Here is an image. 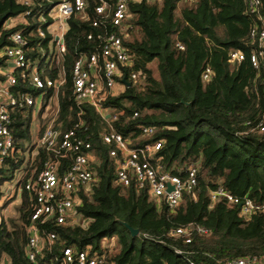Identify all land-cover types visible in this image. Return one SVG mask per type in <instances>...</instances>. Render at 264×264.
Returning a JSON list of instances; mask_svg holds the SVG:
<instances>
[{"label": "trees", "instance_id": "trees-1", "mask_svg": "<svg viewBox=\"0 0 264 264\" xmlns=\"http://www.w3.org/2000/svg\"><path fill=\"white\" fill-rule=\"evenodd\" d=\"M259 1V14L249 12L247 0L129 1L130 27L121 35L129 61L120 70L130 85L108 94L101 105L106 113L101 115L92 105L75 101L71 69L81 55L98 52L114 32L109 13L97 16L89 0L82 13L71 14L63 36L65 51L58 61L48 57V45L54 44L45 28L49 20H39L58 0H30L28 5L0 0V68L8 65L4 50L17 31L24 38L27 63V68L14 71L16 83L10 88L17 98L9 108L14 146L0 163V196L3 184L16 177L22 188L46 163L57 162V173L62 174L73 161V152L61 156L44 147L32 155L35 143L27 142L32 138L35 103L26 105L23 97L35 100L43 93L48 99L55 93L54 87L36 88L29 77L32 71L42 80L57 81L63 75L53 126L60 133L73 130L76 138L90 143L94 156L89 166L93 181L76 193L77 221H36L43 238L53 233L55 239L45 241L33 260L26 253L33 196L20 191L17 218L0 221V264L3 258L8 264H57L65 247L86 250L104 264H227L264 256V131L257 128L264 110V75L262 67L254 69L249 61L258 47L249 32L259 22L258 15L264 18V0ZM27 9L30 13L24 15ZM20 15L21 22L6 25ZM94 19L99 20L97 26L91 23ZM39 30L45 32L43 37ZM231 50L243 52L244 59L230 62ZM154 61L156 75L150 68ZM206 68L209 77L203 79ZM4 79L0 73V81ZM47 104L41 102L39 117ZM48 119L39 121L38 137ZM143 127L154 133L144 134ZM111 128L131 145L160 141L155 158L172 174L184 176L188 165H196L193 192H184L179 204L169 207L146 187L117 183L116 164L108 154L111 146L102 138ZM218 187L260 208L246 215L224 198L212 201L210 193ZM121 222L137 229L138 235L131 236ZM189 225L207 233L193 231L189 243L172 234Z\"/></svg>", "mask_w": 264, "mask_h": 264}, {"label": "built area", "instance_id": "built-area-1", "mask_svg": "<svg viewBox=\"0 0 264 264\" xmlns=\"http://www.w3.org/2000/svg\"><path fill=\"white\" fill-rule=\"evenodd\" d=\"M21 1L25 5L30 4V0ZM93 1L95 14L99 17H105L109 13L110 24L115 30L105 37L98 52L81 55L74 62L71 69V81L75 101L88 103L95 107L101 115H105L106 111L101 106L102 102L108 94L116 92L124 85L121 79L125 74H122L120 67L127 65L129 55L121 35L130 27L127 7L128 2L134 0H114L113 3L108 0ZM181 1L193 3L195 0ZM247 3L250 13L259 14V0H247ZM88 5L89 0H58L56 3L55 19L59 21V30L56 33H51V35L56 52L60 57L65 51L63 36L67 27V19L73 13H82ZM29 13L30 10L27 9L24 15ZM14 20V25L21 22L23 15L15 17ZM258 21L249 32L250 40L258 43L257 49L250 53L249 61L254 69L262 67L264 75V51L262 49L264 18L258 15ZM91 23L93 26H97L99 20L94 19ZM39 35L43 37L45 32L39 30ZM90 37L89 35L88 38ZM10 39L12 44L4 50L10 68L4 74L5 79L0 81V163L14 146L9 130V108L17 103V98L10 89L16 83L14 71L27 68L22 34L18 31L14 32ZM177 45L180 49L183 48L179 43ZM244 57V53L240 50H231L229 53L230 62L243 60ZM209 73L210 69L206 68L202 78H208ZM29 77L36 88L54 87L55 93L53 95H56L57 87L64 81L63 76L57 81L42 80L35 71H32ZM125 77L129 81L127 75ZM135 77V73H131L130 78L134 79ZM262 91L264 93V78ZM23 99L26 105H33L36 100L29 95H25ZM57 111L58 108L55 109L53 117H50L44 126L42 134L38 137L32 150V155L37 154L39 147H44L46 150L61 156L70 151L74 153V157L72 163L62 174L57 173V162L46 163L33 179L27 180L24 186L20 188V191L25 190L33 196L31 223L27 226L28 239L26 244V253L30 260L34 259L35 254L40 251L45 241L51 243L55 239L53 233H49L43 238L35 222L40 220L43 223L54 220L55 223L62 224L77 221L79 214L76 209V193L81 187L88 188L93 181L92 172L89 168L90 162L94 159L90 150V143L76 138L73 130L60 133L57 128H54ZM136 115L137 113H134V116ZM257 128L259 131H264V110L261 113ZM142 132L151 135L154 133V129L143 127ZM102 138L103 142L111 146L108 154L113 157L116 164L117 183L122 185L135 183L139 187H146L153 198L158 201L163 200L169 207L178 205L184 192H193L197 184V166L188 165L184 170V176L172 174L165 170L159 162L160 159L155 158L156 152L161 147L160 141L131 145L129 140L112 128L104 133ZM169 185H171L170 190H168ZM220 197L228 203L240 204L241 212L246 215L260 208L247 198L240 201L221 187L210 193L212 201ZM193 231L200 234L207 233V230L201 226L189 225L174 229L172 234L182 236L184 242L189 243ZM57 264H104V260L101 257L88 256L86 250L75 251L70 247H65ZM189 264L194 263L190 261ZM227 264H264V256L241 257Z\"/></svg>", "mask_w": 264, "mask_h": 264}, {"label": "rangeland", "instance_id": "rangeland-1", "mask_svg": "<svg viewBox=\"0 0 264 264\" xmlns=\"http://www.w3.org/2000/svg\"><path fill=\"white\" fill-rule=\"evenodd\" d=\"M50 2H52V1H50ZM55 6H56V4H53V5H50L48 7V10H47V17L48 18L43 14L40 15V17H39V20L41 22H47V20H49V22H48V24H46L45 28H46L47 32L50 34L53 33L54 31L59 30V27H58L59 21L57 19H55V10H56ZM13 25H11V26H13ZM48 47H49L48 57L51 55L56 60L60 61V56L56 52L54 44L52 42H50ZM32 68L35 69V66H33ZM150 68L152 69L153 74L156 75L157 71H156V62L155 61L150 64ZM61 76H63V75H61ZM42 100H45L49 104V108L44 107V109L41 113L42 115L43 114L50 115L51 112L55 110V105H56V96L55 95H52L51 98H48V99H44L42 94L38 95V97L35 100V107H34V112H33V116H32L33 119L31 122L32 138H31V140H29L27 142V144H32V143L37 142V139H38V135H37L38 122L42 118L41 116L40 117L38 116L37 112H38V109L40 107V103ZM48 117L49 116H47V118H45V119H48ZM29 153H31V152L28 151V154ZM17 179L18 178L16 177L13 180H11L10 182L4 183L2 186L3 194L0 196V215H2V214L4 215V213H5V209H4L5 208V204H4L5 200L9 199V201L11 202L13 199H15V197H14L15 196V193H14L15 186L14 185L17 183ZM17 201H15V203H18ZM10 213H13L12 208L10 209ZM14 218H16V217H14Z\"/></svg>", "mask_w": 264, "mask_h": 264}, {"label": "crops", "instance_id": "crops-1", "mask_svg": "<svg viewBox=\"0 0 264 264\" xmlns=\"http://www.w3.org/2000/svg\"><path fill=\"white\" fill-rule=\"evenodd\" d=\"M14 18L13 19H9L7 22H6V25L7 26H11L14 24ZM13 22V23H12ZM57 31H54L53 33H56ZM10 68V65L8 64L7 67H2L0 68V73L1 74H5V72ZM56 96V95H55ZM43 102V100L41 101ZM46 108H49V104L45 106ZM56 107H57V98H56ZM40 108V107H39ZM56 109V108H55ZM39 110V109H38ZM55 112V111H54ZM38 113V112H37ZM42 113V112H41ZM54 114V113H53ZM47 116L49 115H45V114H41V117L43 119L47 118ZM51 117H53V115H51ZM38 128H39V122H38ZM19 176V175H18ZM15 186V190H14V193H15V199H13L11 202L9 201V199H6L4 204H5V213L4 215H0V221H1V218L3 217L5 220L9 219V218H14L18 216V213H17V207L20 203V188H18L17 186V183L14 185ZM18 200V201H17ZM15 201H17L18 203H15ZM13 209V213H10V209Z\"/></svg>", "mask_w": 264, "mask_h": 264}, {"label": "water", "instance_id": "water-1", "mask_svg": "<svg viewBox=\"0 0 264 264\" xmlns=\"http://www.w3.org/2000/svg\"><path fill=\"white\" fill-rule=\"evenodd\" d=\"M121 82L126 86L130 85V81L126 80L125 75L122 77ZM107 116H108V114H107ZM170 188H171V185H169L168 190H170ZM237 206L240 207V204H238ZM121 224L129 231L131 236H137L138 235L137 229L130 227L128 224H126L124 222H121ZM3 264H8L7 258H3Z\"/></svg>", "mask_w": 264, "mask_h": 264}]
</instances>
